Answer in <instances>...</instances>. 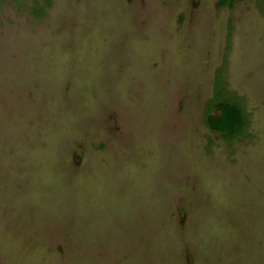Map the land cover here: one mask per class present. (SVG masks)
<instances>
[{
  "label": "rangeland",
  "instance_id": "rangeland-1",
  "mask_svg": "<svg viewBox=\"0 0 264 264\" xmlns=\"http://www.w3.org/2000/svg\"><path fill=\"white\" fill-rule=\"evenodd\" d=\"M45 1L0 0V264H264V0Z\"/></svg>",
  "mask_w": 264,
  "mask_h": 264
},
{
  "label": "trees",
  "instance_id": "trees-1",
  "mask_svg": "<svg viewBox=\"0 0 264 264\" xmlns=\"http://www.w3.org/2000/svg\"><path fill=\"white\" fill-rule=\"evenodd\" d=\"M233 1L219 0L218 6H227L231 9ZM45 2L48 5L50 0H46ZM34 13L40 16L42 10L38 8L34 9ZM204 123L211 133L218 134L228 141L239 139L247 130L248 121L245 110L239 99L227 92L223 69H220L215 76L214 96L206 104Z\"/></svg>",
  "mask_w": 264,
  "mask_h": 264
}]
</instances>
